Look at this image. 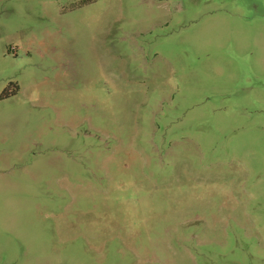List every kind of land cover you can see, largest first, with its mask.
I'll return each mask as SVG.
<instances>
[{
    "label": "rangeland",
    "instance_id": "374dc122",
    "mask_svg": "<svg viewBox=\"0 0 264 264\" xmlns=\"http://www.w3.org/2000/svg\"><path fill=\"white\" fill-rule=\"evenodd\" d=\"M0 264H264V0H0Z\"/></svg>",
    "mask_w": 264,
    "mask_h": 264
},
{
    "label": "trees",
    "instance_id": "16d2710c",
    "mask_svg": "<svg viewBox=\"0 0 264 264\" xmlns=\"http://www.w3.org/2000/svg\"><path fill=\"white\" fill-rule=\"evenodd\" d=\"M7 95H8V93H6V92L3 93V96H7Z\"/></svg>",
    "mask_w": 264,
    "mask_h": 264
}]
</instances>
